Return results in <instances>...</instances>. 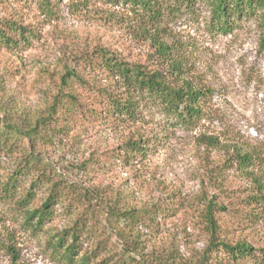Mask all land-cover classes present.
Listing matches in <instances>:
<instances>
[{"label": "rangeland", "instance_id": "1", "mask_svg": "<svg viewBox=\"0 0 264 264\" xmlns=\"http://www.w3.org/2000/svg\"><path fill=\"white\" fill-rule=\"evenodd\" d=\"M159 1L161 15L150 19L109 0H0V27L33 31L12 45L0 36V264H83L82 255L90 264H202L212 197L223 208L221 238L262 255L259 21L237 19L223 30L205 1ZM102 47L158 70L170 85L189 80L205 93L200 118L182 124L147 97L136 118H120L109 100L122 94L121 79L89 57ZM135 134L142 153L125 154ZM240 152L252 155L248 167ZM52 192L50 217L33 228L25 208L41 207ZM130 208L152 220L133 229L114 222L113 212ZM75 225L78 251L69 260L54 243L59 235L70 243ZM208 257L215 264L226 256Z\"/></svg>", "mask_w": 264, "mask_h": 264}, {"label": "trees", "instance_id": "2", "mask_svg": "<svg viewBox=\"0 0 264 264\" xmlns=\"http://www.w3.org/2000/svg\"><path fill=\"white\" fill-rule=\"evenodd\" d=\"M48 1V0H45ZM113 2H122L134 10L140 12L141 15L150 19H158L161 15V2L159 0H109ZM207 2L210 5L212 18L218 28L226 30L232 24V21L243 18L257 17L261 27V42L264 44V0H174L176 7H193L197 2ZM10 26L7 23L8 29L16 30L15 34L10 33L6 27H0L2 39L5 40L7 45L16 44L19 39L27 41L28 34L32 35L33 31L28 30L23 25L14 23ZM97 65L109 74H114L122 81V94L117 93L112 100H109L113 111H117L121 115L120 118L131 120L136 118L137 105L141 99L146 97L152 100L161 109L172 115L178 122L188 125L192 124L196 119L200 118L202 113L198 107V102L204 99L205 93L201 89H197L189 80L183 79L181 83L170 85L158 70H151L144 67L140 63H130L117 54L108 51L106 48L95 49L89 55ZM68 73H71L70 71ZM64 81L66 77L64 76ZM106 96L112 97L111 93L104 92ZM73 101H76V96H71ZM78 102V101H77ZM76 103V102H75ZM82 105L79 101L78 105ZM68 108L67 111H71ZM95 110V108H93ZM100 111L99 109H97ZM96 111V110H95ZM112 112L114 115V112ZM62 129L60 125L59 130ZM36 130H31V134ZM142 138L139 136L131 135L125 141V154L129 150L142 153ZM127 157V156H125ZM237 161L242 167H248L252 161V155L248 153H238ZM258 181V180H256ZM261 188L264 184L260 183ZM30 193H28V196ZM1 196V195H0ZM53 192L48 196L45 203L32 210H24L25 221L33 228H42L46 218L51 215L50 205L53 199ZM259 200L260 198L255 197ZM223 209L215 197L209 198L206 201L203 220L205 228L209 233V242L202 258V264H212L209 257H213L214 253L223 252L225 260L216 262L215 264H264V249L261 250L262 255L256 253L254 248L245 241L230 242L222 239L220 224V213L218 210ZM115 215L114 222L119 219L124 220L125 226L131 229L135 224L144 222L145 219L152 220L151 216L141 214L135 208H130L122 212H113ZM121 231V230H120ZM122 232V231H121ZM72 241L68 243V238L65 236H56L55 247H62L65 255L69 260L74 258V254L78 251L77 241L80 232L75 225L71 231ZM134 240H138L137 237ZM8 251L14 256L16 254L14 248L8 246ZM133 251V249H131ZM132 258V256H129ZM127 258L124 263L128 261ZM83 264H90L85 255L80 257ZM131 261V260H130Z\"/></svg>", "mask_w": 264, "mask_h": 264}]
</instances>
